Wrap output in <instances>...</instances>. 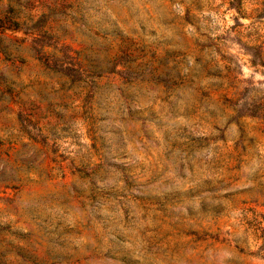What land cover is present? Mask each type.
I'll return each instance as SVG.
<instances>
[{
    "label": "rangeland",
    "instance_id": "374dc122",
    "mask_svg": "<svg viewBox=\"0 0 264 264\" xmlns=\"http://www.w3.org/2000/svg\"><path fill=\"white\" fill-rule=\"evenodd\" d=\"M0 264H264V0H0Z\"/></svg>",
    "mask_w": 264,
    "mask_h": 264
},
{
    "label": "trees",
    "instance_id": "16d2710c",
    "mask_svg": "<svg viewBox=\"0 0 264 264\" xmlns=\"http://www.w3.org/2000/svg\"><path fill=\"white\" fill-rule=\"evenodd\" d=\"M250 62L252 63V65L258 64V62L256 61V59L253 58V57L250 59Z\"/></svg>",
    "mask_w": 264,
    "mask_h": 264
}]
</instances>
